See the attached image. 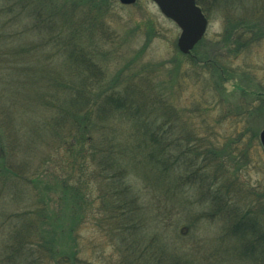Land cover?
I'll return each mask as SVG.
<instances>
[{
  "label": "trees",
  "instance_id": "obj_1",
  "mask_svg": "<svg viewBox=\"0 0 264 264\" xmlns=\"http://www.w3.org/2000/svg\"><path fill=\"white\" fill-rule=\"evenodd\" d=\"M110 1L0 0V205L20 196L21 182L36 202L33 209L0 212V264H90L76 246L78 227L88 220L114 232L121 264H264V179L251 185L239 178L264 123V88L248 94L240 88L245 95L229 116L235 136L219 143L212 131L229 107L220 106L212 125L202 119L208 110L202 94L208 89L218 105L228 103L221 90L237 70L232 58L264 37V8L240 19L243 28L224 29L225 50L207 57L198 51L200 40L190 54L179 52L194 76L208 83L201 101L185 110L186 117L193 113L202 120L210 132L204 135L140 78H127L120 87L104 78L91 43L105 32ZM179 68L175 56L174 70ZM25 125H31L27 136ZM135 165L146 168L142 176L153 179L157 189L203 185L205 217L222 220L213 239L240 244H225L221 253L213 247L204 251L211 262L142 244L143 229L157 225L142 224L138 214L140 190L129 179Z\"/></svg>",
  "mask_w": 264,
  "mask_h": 264
},
{
  "label": "rangeland",
  "instance_id": "obj_2",
  "mask_svg": "<svg viewBox=\"0 0 264 264\" xmlns=\"http://www.w3.org/2000/svg\"><path fill=\"white\" fill-rule=\"evenodd\" d=\"M113 1H110L109 11L104 17L105 32L96 36L95 43H91L92 47L96 46L97 53L94 59L103 71L104 78L107 81H113L119 87L125 83L127 78L134 81L140 78L144 81L146 89L164 95L167 104L173 106L176 116L178 114L181 119L190 117L189 119L192 118L195 125L199 127L200 133L204 135L210 133L205 132L201 126L202 120L193 113L185 116V110L192 107L193 101H201L199 94L204 86L208 87V83L194 76L192 70L187 68L190 65L189 61L181 56L182 53H179L176 46L180 33L179 27L163 15L152 0H136L132 4ZM195 2L200 3L197 4L203 9L207 20L205 32L201 38L202 44L198 49V51L207 53V57L219 51L218 48L221 51L225 50L224 29L229 28L234 31V28L240 25L243 28V22H240V19L247 18L245 15L264 8V0H221L218 3H212L209 0H195ZM261 12L264 13V11ZM175 56L180 61L178 73L174 70ZM231 64L237 67V70L230 77H226L221 90L222 96L227 94L228 103L224 101L221 103V96L218 98L220 102L218 105L209 89L202 94V100L208 109L203 112L202 119L205 125L207 123L212 125L213 121L221 116L220 106H227L231 109L228 116L222 118L216 129L212 130L214 135L218 136L219 143L222 142V137L237 134L233 125L234 119H230L229 116L233 113L234 104L241 100L240 96L245 95L240 93V88L246 89L247 94L249 90L264 88V37L248 45L246 50L239 51L238 55L232 58ZM10 86L11 90H14L13 83ZM14 93L16 94V90ZM23 108L27 109L26 106ZM29 116L33 118L31 114ZM30 126L25 125L21 128L26 136L30 132ZM262 128H264L263 122L258 132ZM247 151L249 163L241 169L239 178L240 181L253 185L264 179V151L259 139L253 141ZM33 153L29 151L31 159ZM24 158L29 160V157ZM133 168L129 179L140 190L139 197L142 203L140 207L143 209L138 214L142 215V224L153 220L157 225L143 229L139 238L142 244H153L155 250L199 262L203 261L204 256L208 262H211L210 257L208 258L204 251L210 252L212 247L214 253H221L225 244L232 246L240 244L239 241L231 244L227 241L225 243L222 239H213L217 231L222 228V220L218 217L216 219L205 217L209 204L204 201L206 196L201 197L205 192L203 185L201 186L200 183L186 184L178 190L180 187L178 184L174 186L171 184L172 192L168 189H157L154 185L156 187L158 185L153 179L146 175L142 176L148 173L143 165H135ZM149 172L155 174L156 169L149 168ZM21 183L20 196L11 202L1 204L0 212L15 214L35 208L32 204L36 202L29 193V189L31 192L32 189L24 182ZM94 224V220H88L83 222L78 227L79 229L77 228L76 246L78 245L80 249L79 254L90 258V264L123 263L122 258L116 253L117 241L114 232L108 231V227L100 228ZM33 239L38 242L36 237ZM234 262L227 260L225 264H235ZM49 264H59V262L52 261Z\"/></svg>",
  "mask_w": 264,
  "mask_h": 264
},
{
  "label": "water",
  "instance_id": "obj_3",
  "mask_svg": "<svg viewBox=\"0 0 264 264\" xmlns=\"http://www.w3.org/2000/svg\"><path fill=\"white\" fill-rule=\"evenodd\" d=\"M131 4L136 0H118ZM161 13L170 18L180 29L176 46L181 53H189L202 37L207 20L195 0H152ZM259 141L264 150V128L259 131Z\"/></svg>",
  "mask_w": 264,
  "mask_h": 264
}]
</instances>
